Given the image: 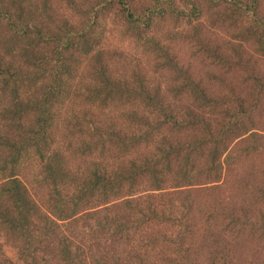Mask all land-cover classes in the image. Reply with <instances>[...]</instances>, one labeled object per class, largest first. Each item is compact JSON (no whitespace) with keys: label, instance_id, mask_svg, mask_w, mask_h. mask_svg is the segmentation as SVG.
I'll return each mask as SVG.
<instances>
[{"label":"trees","instance_id":"trees-1","mask_svg":"<svg viewBox=\"0 0 264 264\" xmlns=\"http://www.w3.org/2000/svg\"><path fill=\"white\" fill-rule=\"evenodd\" d=\"M175 1L0 0V264H246L220 241L244 211L230 205L237 158L264 148L250 117L264 74L243 88L231 63L249 78L262 11L187 0L230 28L185 39L189 55L212 47L200 78L171 46L182 31L160 29Z\"/></svg>","mask_w":264,"mask_h":264},{"label":"rangeland","instance_id":"rangeland-1","mask_svg":"<svg viewBox=\"0 0 264 264\" xmlns=\"http://www.w3.org/2000/svg\"><path fill=\"white\" fill-rule=\"evenodd\" d=\"M138 2H140V0H131V3L134 7L138 6ZM175 3L177 7L174 9V13L172 15H166L164 20H162L160 23V29L162 30L173 27V30H180L183 32H179V34L175 32L173 33L174 37L172 38L171 46H173L174 49L175 47H181L180 51L177 52V57L181 61L188 63L192 70L198 69L197 73L199 77L202 78L205 65H203L204 61L201 59H203V56L207 54L209 49H212V47H209L206 42H200L199 48L202 50V53L198 55L191 53L189 55L186 52L187 43L185 42V39H189L190 33L192 30H195L204 37L205 35H209V31H211L214 34L211 37V40H214L216 35L215 39L221 41V35L225 37L230 28L222 20L219 22L217 19L209 18L206 13H203L205 10V2H203L202 9H200L196 14L192 13L191 7H189L188 10L185 8L187 5L190 6L191 4L190 2H187V0H176ZM257 7H259V9L262 11V14L260 15V26L264 27V0H258ZM181 8L184 10V12L181 10ZM176 12L179 13L177 16L178 19H174ZM185 12L189 14V19L187 15H183ZM211 12H213V15L218 16V13L213 9ZM111 16H107L109 19L106 28L113 29L117 32L114 36H112V41L114 42L117 39L118 32H121V28L118 27V22H116L117 20L112 19ZM186 17L188 22L186 19L182 23L183 25L176 23L181 18ZM209 20L214 22H207ZM180 21L182 22L183 19ZM176 25L179 26L174 29ZM180 36L185 37L183 41L180 39ZM221 47L223 48V44H221ZM149 49L151 48L149 47ZM132 52L133 51H131L130 54H133ZM223 52L228 53L229 50L224 49ZM147 53H152V51L148 50V48L144 50V47H142V49H136L134 52L135 57L133 61H137V66L141 65L143 62L144 58L141 56L143 55L146 57L148 55ZM254 60L255 61L252 64L250 76L245 81H243V79L247 76V74L245 73L244 68H241L239 63H231L233 65V70H237L234 79L235 83H237V86H242L244 88L245 84L256 76V68H258L260 72L264 74V51H261L258 57H256ZM217 73L218 70L217 72H214L213 78L220 82V89L225 90V87H227L229 81L223 79L225 83L221 84L222 81ZM240 92L241 89L236 87L234 94H240ZM250 113L251 119L255 120L258 125L262 124L261 126H264V102H255L253 107L250 109ZM260 131L264 132V130ZM249 147L250 151H247L246 155H243L242 157L239 156V158H237L235 174L232 175V177L234 176L235 182L233 183L231 188L232 193L230 194V199L232 200V203H230L231 208L237 212L238 210L244 211L235 218L236 220L234 225L232 223L228 227V229L225 231V239L220 241V243L225 244V246L223 245V249L224 254L227 255V257H225L227 261L228 257L236 256L238 258L245 257L248 259L246 260V264L251 262H253V264H264V148L261 145H256L253 148H251V146ZM202 198H207V193L203 195ZM247 218L252 220L251 225L248 224ZM218 227H222V219L219 220V226L217 223L215 224L214 228ZM219 249L220 247L218 248V251L221 250Z\"/></svg>","mask_w":264,"mask_h":264}]
</instances>
